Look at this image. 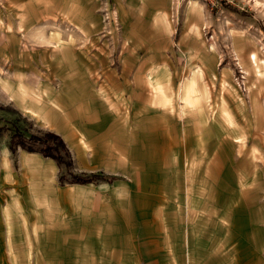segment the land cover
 <instances>
[{"label":"rangeland","instance_id":"obj_1","mask_svg":"<svg viewBox=\"0 0 264 264\" xmlns=\"http://www.w3.org/2000/svg\"><path fill=\"white\" fill-rule=\"evenodd\" d=\"M38 82L54 100H69L76 82L110 84L103 136H71L68 148L74 173L107 178L62 183L60 166L41 208L23 217L29 256L19 248L1 264H215L206 249L232 227L259 249L248 264H264V0H0V148L15 141V153L49 132L14 100ZM200 136L208 153L230 137L236 156L214 170L200 160L202 215L180 225L196 182L183 152ZM245 201L246 229L236 212Z\"/></svg>","mask_w":264,"mask_h":264},{"label":"crops","instance_id":"obj_2","mask_svg":"<svg viewBox=\"0 0 264 264\" xmlns=\"http://www.w3.org/2000/svg\"><path fill=\"white\" fill-rule=\"evenodd\" d=\"M86 75L90 81L93 79L90 72ZM25 76L27 77L28 74ZM103 79L110 80L108 75H105ZM35 85L36 89L23 86V92L15 96L14 100L20 104V109L24 114L32 117L39 126L59 134L70 150H72L70 143L74 141L71 136L76 135L79 138L74 139L80 141L86 139L85 144L89 143L88 140L90 138L97 136L101 138L103 136L96 128L104 126L100 118L102 107L99 102L108 100L105 90L108 89L109 83L96 85L85 82V86H91L85 89L82 87L84 83L76 82L70 90L69 100H64L63 98L54 100V95L46 94L44 87H41V83L38 82ZM42 85L44 84L42 83ZM116 124L117 126L120 125L119 123ZM222 140L220 138L214 140V146L208 153L204 149V138L200 136L196 138L195 142H191L196 145L195 147L183 152L186 160H188V164H192L193 166L192 170L187 168V172L196 176L194 179L196 182L186 184L184 191H187V199L182 200L183 208L181 207L182 212L180 211V225L186 222L189 224H198V219L202 215L203 191H201L202 189L199 187V182L197 183V181L200 177L204 176L203 171L206 165L205 162L200 160H208L211 158L213 162L207 165V169L213 167L212 169L214 170L218 168L221 161H226L223 165L225 164L230 167L233 157L236 156L234 152H231V138L229 137L225 141ZM88 148L90 149V147ZM59 168L60 165L54 158L45 156L38 150L29 151L20 148L14 153L9 146L0 148V241H5L2 251L0 248V256L6 255L12 257L14 255H20L19 248H24L23 255L29 256L30 236L28 226L26 225L27 220L23 219V217L27 215L28 207L41 208V203L46 198L45 191L50 192L54 189L52 182L58 176ZM88 171H92V168H88ZM105 173L112 172L106 171ZM118 179L120 177L116 176L114 181ZM189 179L190 177L187 180ZM103 183L113 184L109 181H104ZM98 184L101 183H93V185ZM83 185H92V183ZM184 185L185 183L182 186ZM218 188L220 192V186ZM183 195H185L184 192ZM30 199L33 200L30 201ZM248 200H250V197H248ZM250 205L251 203L248 201H245V203L240 202L238 206L239 210L236 211L239 213V218L241 219V221H238V224L244 225L243 227L245 229L248 228L247 226L252 228V219L248 213ZM232 207L235 208L237 206L233 205ZM225 208L226 212L224 216L230 212V209L228 210L226 205L224 206ZM234 212L232 211L227 218L223 216L226 224L236 223L234 221L235 218H233L235 216ZM218 213V223H220L221 221L219 220L222 218L221 211ZM14 214L16 215L15 219ZM185 215L188 216L187 220ZM252 240L253 236L251 232L237 231L235 227H232L226 234L219 235L218 242H216L219 248L215 249L217 247H214L212 250L206 249L208 252H211L206 255L218 258L213 259L215 264H248V259H253L254 256L256 258L260 256L259 249L254 253V249L251 246ZM13 241H21L20 246L14 247ZM207 261L208 258H198L197 264H204Z\"/></svg>","mask_w":264,"mask_h":264},{"label":"trees","instance_id":"obj_3","mask_svg":"<svg viewBox=\"0 0 264 264\" xmlns=\"http://www.w3.org/2000/svg\"><path fill=\"white\" fill-rule=\"evenodd\" d=\"M25 138L24 136H21ZM12 141H14V135L12 136ZM28 142L22 141L23 148L29 150V151H34L38 150V148H35L33 146V143H40L41 148L39 150L45 155V156H51L53 157L60 166L64 165L70 178L66 176V174L62 173L60 175V182L65 183V182H78V183H89V182H94L97 183L100 179H104L107 177H104L103 173H96V174H77L73 172V160L71 153L63 140V138L52 131H49L46 133V137L41 139L38 137H35L34 135H30V137H27ZM15 141L12 143V150H15L14 146ZM55 147V148H54ZM55 149L56 152L54 153L52 149ZM64 152V156L66 159H64L63 155H60Z\"/></svg>","mask_w":264,"mask_h":264},{"label":"bare ground","instance_id":"obj_4","mask_svg":"<svg viewBox=\"0 0 264 264\" xmlns=\"http://www.w3.org/2000/svg\"><path fill=\"white\" fill-rule=\"evenodd\" d=\"M253 59L257 61L256 53L253 54ZM221 94V93H220ZM163 127V126H162ZM244 144V143H243ZM188 159V158H187ZM202 191V190H201ZM216 197V196H215ZM192 198V197H191ZM239 198V197H238ZM223 208V207H222ZM109 209V208H108ZM212 216V215H211ZM209 219V218H208ZM175 221V220H174ZM176 222V221H175ZM192 232V231H191ZM230 233V232H229Z\"/></svg>","mask_w":264,"mask_h":264}]
</instances>
